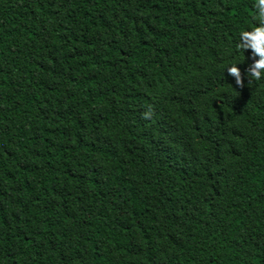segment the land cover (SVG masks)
<instances>
[{
  "label": "trees",
  "instance_id": "trees-1",
  "mask_svg": "<svg viewBox=\"0 0 264 264\" xmlns=\"http://www.w3.org/2000/svg\"><path fill=\"white\" fill-rule=\"evenodd\" d=\"M253 4L0 0V264H264Z\"/></svg>",
  "mask_w": 264,
  "mask_h": 264
},
{
  "label": "clouds",
  "instance_id": "clouds-1",
  "mask_svg": "<svg viewBox=\"0 0 264 264\" xmlns=\"http://www.w3.org/2000/svg\"><path fill=\"white\" fill-rule=\"evenodd\" d=\"M253 18L256 22L251 28L241 30L239 40L236 45L237 50L245 52L251 50L253 62L247 69L248 85L251 86L253 81L264 79V0H254ZM243 61H240L241 63ZM238 63H232L227 68L228 75L234 77L235 84L240 88L245 86L244 74H242ZM145 118L151 115V111L146 112Z\"/></svg>",
  "mask_w": 264,
  "mask_h": 264
}]
</instances>
